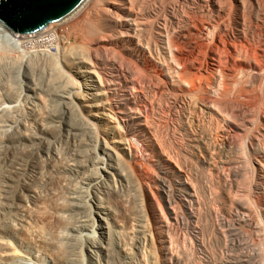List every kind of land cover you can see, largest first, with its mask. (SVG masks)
<instances>
[{
  "label": "bare ground",
  "instance_id": "1",
  "mask_svg": "<svg viewBox=\"0 0 264 264\" xmlns=\"http://www.w3.org/2000/svg\"><path fill=\"white\" fill-rule=\"evenodd\" d=\"M160 1L158 0V3H160ZM168 1L169 2L167 4H163L161 1L163 5L161 4L162 6L160 10L158 11H154V9L153 10L151 9L152 11L150 10L146 11L147 8L144 6L145 12L143 10L142 12L141 11L139 12V11H135V9L132 10L130 8H127L124 5L123 7H120L118 3L119 1L116 2L114 0H104V1L102 0V7L101 8L99 7V9H97L99 10V13H96V14H100L99 19L102 21L103 27L106 30L110 29V31L113 34L110 35L111 37L109 39L98 37L97 38L98 42L96 41V43L102 46L101 48L102 50L108 49L106 45L104 44L105 40L110 45L113 44L114 41H117V44L121 43V45H123L122 48H124L123 49L124 52L122 53V56H121L123 57L122 59H118L119 56L117 57V55H119V53L114 54L115 50H113L112 48L109 50H113V52L111 51L109 53L108 50H107L108 52H106L105 50V54L102 56L103 60L99 59L100 61L97 62L98 67L101 64H106L111 70L110 74L107 73L105 74V76L98 77L99 80L100 78L105 79V82L104 80H100L101 83L98 89L99 91H96L98 93L97 95L101 94L102 96H105L107 94L106 95L107 97L109 95L108 93L111 90L115 89L116 91H113L114 93L124 91L123 98H121L122 101L120 99V101L115 104V107L113 104H111L112 101H110V103H108L107 106H105V109L108 111V113L105 114L107 115V117H105V120L107 121V123L105 125V128L103 129L102 138H104L105 141L106 139L108 140V138H110L112 140V144H115V147H120V148L122 147L123 150H124L123 146L127 140L126 137L135 138L138 141V143H141V147L143 151L149 152L152 155L153 154L156 155V157H158V160L162 162L163 154L162 152L160 153L159 151V148L161 147L158 148V145H157L158 143L157 140L159 139H157L158 129L156 128H158V126L154 127L155 124L154 126H151L152 123L147 125L146 123H147V120L149 121V118L147 120H146V117L144 118V115L142 114V110L141 111L135 110L134 107L137 104V101H138L137 98L139 97L136 98V96L134 95L135 92H131V85H130L131 80L135 78L134 76L139 75L140 76L139 80L136 77L139 83L137 81L136 82L140 86L139 87L140 89H141V85L143 87L142 90L140 91H143L144 89V92L147 91L148 94H153V95L160 94V96L162 97L163 96H165L166 98L169 97L171 100V104L175 111L174 112L175 124L180 123V125L177 124V126L181 127V130H183L184 134L186 135L187 140L189 141V144L192 146V149L189 151L190 155L198 157L199 161L202 164L201 166L204 169L203 173L201 174L202 176L198 175V176H201L200 179H198V181H200V183L198 182L200 187H197L196 185L197 182L195 183L196 180L193 178L194 180L193 182L192 178L190 179V177H188L189 175H186L185 173H182V172L180 173V175H178L179 180L177 181V187L179 191L177 192H181L179 196L177 195L178 201H179L178 203L181 204L185 209L187 210L189 209V211L192 210L191 208L193 206L198 205L200 208V204L202 202V199H201L202 196L206 197L207 198V199L205 198L206 200H208V198L211 201L213 200V202L215 201V199L216 200L218 199L220 202L224 201V202L229 203L230 204V206L228 207L229 209L227 208L228 216L227 217L222 216V218H220L221 216H218V213L214 211L213 208H211L213 205L209 207L207 206L209 209L207 213L209 212L210 217L212 219L210 220L211 222L208 221V219L207 220L205 219V220L210 222L209 225L212 229L211 231H213V229L214 231L217 230V232L223 231L224 230L223 228H225L226 231H228L230 230V228L228 230L227 228L230 225H232V221H234L233 222L234 224L232 225L234 228H237V226H239V228L237 229H240V226H243L244 228L246 227L247 228L245 230L246 233L244 232V234H239V238L240 239L242 238V239L241 240L235 239L236 241L234 242L235 246L242 248L243 253L241 257H239L240 255L238 256L239 257L238 259L234 257L237 260V261L234 260V263L236 261V263L239 262V263H246V264H264V0H168ZM131 4L134 5V1ZM138 4L140 5V3ZM150 4L153 5V1ZM156 4L157 3H155V5ZM155 5L153 6L155 7ZM50 26L51 24L45 29H43L42 31H40L41 32L40 34H42L43 31H46V29L49 28ZM0 31L5 32L9 34L10 36L13 35L14 38H16L15 35L11 33L1 21H0ZM19 37H22V36H18V38ZM0 48H1V45H0ZM118 48L120 47L118 46ZM93 50L94 49H92L91 51ZM102 50H100L101 53H103ZM30 57L31 56H27V59L25 60L27 68H29L30 66H33L34 64V63L32 64L33 61L29 59ZM76 58L73 57V59H76ZM85 59L82 60L81 58L80 60L82 61H77L78 63L85 65V66L80 67L79 72L77 73L80 74L81 78L82 77L90 78L94 82L95 81L94 76L96 77V75L98 74L96 73L98 69H95L96 68V66H94L95 62L92 61L93 63H91L90 61L89 63L88 62L89 59L87 58L88 59L87 61ZM46 61L44 63H46ZM39 62L40 61H38V63ZM38 63H37V66H38ZM50 63L53 65L54 62L50 61ZM47 66L49 65L47 64ZM52 69H53L52 71H54V68ZM53 74L54 73L52 74L50 73L51 76ZM52 77H54V80L59 79L58 77L55 78V76H52ZM68 78L70 80L71 77H68ZM69 80H66L67 84ZM117 80L122 81V83L121 82L118 83ZM137 83L135 84L137 85ZM35 84L36 86H33L34 88L32 87H28V89L26 88L27 92L24 91L25 95L22 92L24 97L22 95L21 96L23 98L22 102H24L23 104L27 109H30V106H33L31 107V110L35 113H32L33 114L32 116H34L35 118L37 117V121L39 120L38 122H40V120L43 119L42 117L43 114L39 112L42 108V107L40 108V106H42L40 102H43L45 100L42 101L41 97L39 99L37 97L38 95L41 96L43 92L46 93L45 91L47 89L44 88L45 86L37 84L36 82ZM49 85H51V80H50V83H48V86ZM122 86L125 88V89L123 88L124 90L121 89ZM132 90L134 91L135 89L132 88ZM138 90L139 89H137L136 91ZM48 91H50V89ZM89 94L95 95V93L93 92ZM89 94L87 96V99L85 97L80 98L81 102L83 104H86L85 106H88L87 104L91 100V99H88L91 97L89 96ZM53 95L56 96L55 94ZM72 95L73 94L71 93L70 97ZM7 96L8 95H6V99L3 98L2 102L0 103V106H3V105L5 106L0 111L1 113L8 112L10 109L9 105L6 106V104H8V102L11 101L12 99L10 97L8 98ZM10 96H14V94H10ZM70 97L63 96V98H61V101L63 103H66V107L72 104ZM108 97L110 98V96ZM56 100H57V96L55 97V101ZM0 101H1V95H0ZM107 102H109V100ZM160 104L158 103L157 105L162 106ZM44 106L45 105H43V107ZM43 109L45 110V107ZM68 109H70V106ZM136 109L140 110V108L139 109L136 108ZM170 109L172 108L170 107ZM8 114H10V112ZM2 115L5 116V119H4L5 122H6V118L8 119L10 118V115L9 116L7 115L8 116L7 117L6 113ZM28 117L24 118L22 123H19L20 121L18 122V125L16 123L17 126L14 127V130L12 132H5V134H3L4 136L1 137L2 139L0 141L1 142L0 143L1 145V148H0V210L4 208H8L13 211H17L20 208L28 207V205L30 207V204H33L32 207L35 208V212L38 214L40 212V206H43L44 211H41V215L34 217V219L23 218L25 219V221L22 220V224L23 226L24 224H26V227L29 226V228H30V225L33 226V224L36 227L37 226L39 227L41 224H42L41 226L45 224L43 227H45L46 224L47 225L50 224L51 226L53 225L51 228L50 226H48L50 229L49 232L51 233L53 237L55 236L59 242L60 241L63 242V243L60 242L61 243L60 245L58 243L59 248L61 247L62 249L63 245H66V244H68L67 246L73 245L74 243L73 237H75V232H77L78 229L76 230L74 227L70 228L69 236L71 237H69L68 235H59L57 230L69 229L70 224H71V219H73L74 216L76 215L78 216L80 212L79 209L81 207H84V208L89 207V210L87 209L88 213L84 212V213H87V215L86 214L82 215V218H80L82 220L78 219V221H80L83 224V225L81 224V227H86V228L92 227V221L95 220L93 215L99 214V211L98 212L94 211L93 206L90 204V202L98 199L96 192L99 189H101L103 186V180H104L103 178L106 177V174H104V172L111 173L112 176H115V174L116 175L118 174L120 176L119 181H121V183L123 182V180H127V178L125 179L126 177V176L124 177L125 174H122L118 166H115V165L113 166V164H106L107 162H104L106 164V165L104 164L105 166L103 165L104 167H99L102 173L97 172V176L96 174L94 176L93 174L94 169L92 170V168L90 167L94 166V164L96 166L97 162L96 163L94 162L95 156L93 155L94 157H92L91 151H90L91 154H89L90 156L87 158L85 157L86 160H83L82 159L83 157L81 158V156L76 154V152L78 153L77 150L74 153H73V150L69 151L70 153H68V151L65 150V152L69 154V156H67L68 158H66V161L68 164L70 162L73 163L71 165L72 167L64 170L63 172L61 170V172L63 173L61 174V176H59V177H62L61 181L59 180L58 182L56 180L58 178L56 179L53 178L54 180L58 182V183H55V185L57 184L58 188L60 189L56 187L55 191L52 190V193L50 192V194H47L48 197H46L45 195L46 192H44L45 194L42 195L43 192L41 194L39 191L40 190L39 188H42L43 186L47 187L49 182H51V180L47 182L48 177L43 180L44 177L41 176L43 174V171H46L52 168L51 167V165H53L51 164L52 161L53 162L57 161L58 163L64 162V161H62V158L59 161L57 154L53 152L52 146H49L48 144H46L45 141L41 140V139L46 138L44 137V135L47 134L46 130H48L46 125L44 124L41 125L39 123L38 125L39 128L37 127L38 129L37 132H35L34 134H28L27 131L29 130V120L31 119L33 120L32 117L31 119H29ZM118 118L124 122V127H123L124 129L121 127ZM173 118H172V121H173ZM144 119L146 120V122L144 121ZM9 121L6 123H10ZM68 121L70 122L71 120H68ZM143 121L145 124L143 123ZM65 123H66L65 127L69 128L68 129L69 134H72L73 131L75 132L78 129V128H75L76 126L72 122H71L72 124H68V122H65ZM11 125L9 126L12 128ZM172 126H174L173 127L174 129L172 128L174 131L170 129L169 132H171V130L173 132H172V135L170 134L171 137L168 136L169 134L168 133L167 138L171 142L172 146L176 144L177 146H179V148H182L183 147L182 144L185 143L187 140L182 138L181 141H177L178 136L175 130L176 126L174 124ZM77 135L78 134H76L75 132L72 134V137L74 138L75 136V138L78 139ZM242 136H246V138L244 139L245 142L244 141L243 142L245 143L247 150L249 152L255 153L257 156L256 157L257 165L256 167L254 166L255 170L253 173L256 175L255 177L253 176L254 182L252 185H250L251 179L250 180L248 179V181L250 182L249 184L250 194L248 195L250 196V199L252 202L251 201L247 202L246 200L249 201V198L247 197H246L247 199L246 198L243 199L244 197L236 198L233 195L235 193L234 188L236 187L234 183V175H238L240 174V172L243 171V169L242 171L238 169L237 165H235L237 167L234 166L235 164L234 152L239 153L241 150H244L245 148V146L244 148L242 147V144H244L242 142ZM163 138H165V136ZM76 139L74 140L76 141ZM165 141H162V142H165ZM67 142L68 141H66L64 144H67ZM31 146L32 148L30 149L25 148V147H31ZM72 146H69L70 148L67 147V149L69 150L73 149L71 148ZM77 147L76 149H78ZM98 147L96 148V152H95L96 158H98V164H103L102 160L104 159L101 160V158H99L100 154L98 151H101L102 153H106V150L104 149L103 146L98 145ZM172 150L176 152V148L173 147ZM170 155L171 154H169L168 156ZM253 155L254 154H252V156ZM48 157L52 158L51 159L52 161L49 162ZM110 157L112 158V156ZM57 162H54V163L56 164ZM248 164L250 165L249 162ZM59 165H61V163H59ZM117 165L120 166V164H117ZM56 166L58 165H54V167ZM109 166H111V168ZM239 167L241 168V166ZM109 168H110V171L112 170L111 172L109 171ZM52 169L55 170L54 168ZM51 171H49V174L51 173ZM54 173L52 174L54 175ZM28 174L33 176L34 179L31 181H27V179L25 178V175L28 176ZM43 175L45 176L46 173ZM245 175H248V174H245ZM40 176L43 178L41 179ZM256 176H257V179L255 180ZM63 179L69 182L66 184L64 183L65 180L63 182ZM241 179H243V177ZM61 182L64 183V185L61 186L60 185ZM75 182L88 186L87 187L88 190H91L92 192L93 190L95 191L94 193H91V195L88 194L87 196L88 199L86 201H84L85 200L84 198L83 202H86L87 204V205L85 204L86 207L85 205L83 206L84 203L82 205L79 204L80 203L79 201H81L82 197L85 195L81 194L79 196L77 195L73 197L67 195L68 194L67 192H70L69 190L70 186H72V184ZM238 183L239 181H237V184ZM240 185L239 187H241ZM53 186L54 184H52V187ZM44 188L43 190H45ZM115 189L117 190L116 195L118 196L119 190L117 188ZM49 190L47 193H49ZM200 192L202 193L201 197L199 196ZM41 196L43 197V202L41 204H38L41 200L39 199L41 198ZM122 198L123 199L121 200L119 199V200L123 204L122 207H124L121 214L124 218V221H123L124 224L122 223L123 224L122 226L124 228H127L126 230L127 233L125 231V234L130 233V234H133L134 236V233H135V238L138 236L136 238L137 242L138 241L141 243L143 242V244L144 242L147 243L149 234L145 233L146 232L145 230L147 228L146 226L147 222L145 224L144 215L140 214L141 213L140 211L142 210H139L138 208L139 211L136 210V214H134L135 211L132 212L130 207L128 208L127 205L125 206V204L128 203V201L126 202L127 199L125 200V197H122ZM38 199H39V202L37 201ZM155 201L153 200V197L148 196V207H149V212L152 218V222L150 226L152 228L158 229V232H157L158 236L156 240L161 245V249L163 252L161 254H163V257L166 259L167 264H182L183 259L186 256L182 257L180 255L183 258L182 259L178 255L180 252L177 254L172 250H166L163 244L166 242L163 236L164 235L163 231L169 230L170 228H172L173 226L171 224L179 223L178 222L179 217L176 211L177 209L175 208L176 209L175 210L174 207L170 209L171 210L170 213L174 220V223L170 224L169 220H167L168 216L167 217L164 216L165 214L161 212L162 209L160 207L159 208L161 210L160 212H158L157 210L158 206H161V205L157 206ZM36 202L38 203L36 204ZM121 203L119 204L121 205ZM250 203L251 205L254 204L257 207V210L259 209V211L257 212L254 211L255 208H253L254 210H252L251 208L252 206L249 205ZM208 205H211V204H208ZM164 209L165 208H163L162 211H164ZM83 210L86 211V209H83ZM101 210H102L101 214H105V212H107V209L101 208ZM188 216L191 218H194L196 215L190 212ZM208 217L209 216L207 215V218ZM20 219L22 218H19L18 220ZM205 223L207 224V222ZM210 227H209V230H210ZM243 227H241L242 228L241 231L243 230ZM41 229L43 228L41 227ZM9 230H10V227H9ZM93 231H94L93 234L89 235L88 238H86V241H87L86 245L91 255L96 254V253L98 254L100 250L107 247V246H103V241H102L103 237H100L99 235H97L98 232H95V230ZM226 231L225 232L223 231L224 235L222 234V236L226 237L225 236ZM241 231L239 233H241ZM49 232H46V233L50 235ZM171 232H173V228ZM237 234L238 233H236L235 235ZM119 235H121L120 232H119ZM212 236L213 235H211V237ZM54 238L51 237L49 239H54ZM63 240H66V241L64 242ZM118 240L120 239L118 238ZM121 240H122V235H121ZM227 241H228V238H227ZM227 241H226V244L228 243ZM49 242L50 241H48V243ZM57 242H54V244ZM225 245L221 246L220 254L224 253ZM56 247L58 248V246H55V248ZM109 247H107L108 251H110ZM107 248H105V250ZM125 249L126 248H124V251L126 252ZM183 252L184 251H182V253ZM234 252H235V249H234ZM239 252H240V249H239ZM227 261H230V260H227ZM70 263H73V260H71ZM107 264L109 263L107 262Z\"/></svg>",
  "mask_w": 264,
  "mask_h": 264
},
{
  "label": "rangeland",
  "instance_id": "2",
  "mask_svg": "<svg viewBox=\"0 0 264 264\" xmlns=\"http://www.w3.org/2000/svg\"><path fill=\"white\" fill-rule=\"evenodd\" d=\"M114 1H116V2L119 1L118 3H119L120 7H123V5H124L127 8H130L132 10L135 9V11H139V12L140 11L142 12V10L145 12V7L147 8L146 11H148V10L152 11L153 9H154V11H158V10H160V8L163 4H167L169 2L168 0H166V1L161 0L163 3L162 4L160 0H159L160 3H158V0H156V2H155V0H152L153 5H155V3H157L154 7L152 4H150V3H152L151 0H143V1L142 0H114ZM133 1H134L135 6L133 4H131V3H133ZM141 1H142V3H141ZM97 2H98V4H97ZM146 2L148 5L146 4ZM138 3H140V5ZM159 4H160V6H159ZM149 5H150V7H149ZM151 6H152V8H151ZM99 7L100 8L102 7V0H100V1L99 0H96V1L95 0H87L83 4V6L80 9H78L72 16H70L69 18H67L66 20H64L62 22L54 23L51 26L50 33L47 35L43 34V35L37 37L36 41L35 40L29 41L28 39L24 38L22 35H20L22 37L18 38V36L15 34L14 35L16 38H14L13 35H12L13 36L12 37L9 34L0 31V43H1L0 44L1 45V48H0V90H1L0 95H1V101H0V103L2 102L3 98L6 99V95H8L7 96L8 98L10 97L12 99L11 101L8 102V104H6V106L9 105V108H10L9 111L8 112L2 111L4 113H6V116L10 115L9 119L6 118V122L11 120V121H9L10 123L5 122V120H4L5 116L2 115L4 113L0 112V115H1L0 116V141L2 139L1 137L4 136L3 134H5V132H12L14 130V127H16L18 125V122L20 121L19 123H22L23 119L28 117V116H29L28 117L29 119H31V117L33 118V120L32 119L29 120V130L27 131L28 134H34L35 132H37V130H38L37 127L39 128V126H38L39 123L41 125H43V124L46 125V127L48 128V130H46L47 134L44 135V137H46V138L41 139V140L45 141L46 144H48L49 146H52L53 152L57 154L59 161L61 158H62V161H64V162H59V163H61V165H59V163L57 161H54V162H57L55 164L51 160L52 158L48 157L49 162L52 161L51 164H53V165H51V167L54 168L56 171L53 170L52 168H50L49 170L43 171V174L46 173L45 176L43 174L41 175L44 178L40 176L41 179L43 178V180L48 177L47 182H49V180H51V182H49V184H48L49 186L48 185H47V187L43 186L42 188H39L40 190L38 189L41 194L43 192L42 195H44L45 194L44 192H46V194H45L46 197H48L47 194H50V192L52 193V190L55 191L56 187L58 188V185L56 184L57 185L56 186L55 183H58L59 180L61 181L62 177H59V176H61V174H63L62 172L64 170L72 167L71 165L73 163L70 162L68 164L66 161V158H68L67 156H69L68 153H70L69 151H71V150H73V153L76 152V150H77L78 153L76 152V154L81 156V158L83 157L82 158L83 160H86L85 157L86 158L89 157L90 156L89 154H91V152H92V154H91L92 157L95 156L94 162L95 163L97 162L96 166L94 164V166L91 165L92 167H90V168H92V170L94 169L93 170L94 176H95V174L97 176V172L102 173V171L99 167H104L106 164H113V166L115 165V166L119 167V170H121L122 174H125L124 177L126 176L125 179L127 178V180H123V182L121 183V181H119L120 176L118 174L117 175L115 174V176H112L111 173H107V172L105 173L104 172V174H106V177L103 178L104 179L103 180V186L98 191L96 190L97 191L96 195H97L98 199L90 202V204L93 206V210L97 211V212L99 211V214L93 215L95 220L92 221V227H89V228L81 227L82 223L80 221H78V219L82 220V219H80V218H82V215H84V214L87 215L88 210H89V207H87V208L81 207L79 209L80 212L83 209H86V211L83 210L81 213L79 212L78 216L76 215V216H74L73 219H71V224H70L69 229L57 230L59 235H68L69 236L71 227H74L76 230L78 229L77 232H75V237H73L74 238V243H73L74 246L73 245L67 246L68 244L63 245L62 249H64V250H62L61 247L59 248V245L63 242L60 241L61 242L60 243L58 241V239L55 236H54L55 237L54 238L51 235V233L49 232L50 229L48 226H50V228H51L53 225L51 226L50 224L49 225L46 224V226L43 227L45 224L43 226H41L42 225L41 224L39 227L38 226L36 227L33 224V226L30 225V228H29V226L26 227V224H24V226L22 224V220L25 221V219H23V218L34 219V217L41 215V211H44L43 206H40V212L38 214L35 212V208L32 207L33 204H30V207L28 205V207L20 208L17 211H13V210L8 209V208L1 209L0 210V228L2 230L0 229V264H63V263L64 264H107V262L109 264H167L166 259L163 257V254H161V253H163L162 249H161V245L156 240L157 236H158V233H157L158 229L152 228L150 226V224L152 222V218H151V215L149 212V207H148V196L153 197L154 201L156 199L155 202H156L157 206L161 205V206H158V209H157L158 212H160L161 209L163 210V208H165L164 211L161 210V212L165 214L164 215L165 217L168 216L167 220H169L170 224L174 223V220H173L172 215L170 213L171 212L170 209L173 207H174V209L175 208L177 209V210L176 209L175 210L178 213V217H179L178 222L179 223L178 224H171L173 226V227L171 226L173 228V232H171L172 228H170L169 230L163 231V233H164L163 236H164L165 241H166L163 244H164V247L166 250H172L177 254L180 252L178 254L179 256L180 255L182 257L186 256V257H184V259L180 256L183 259L182 264H235L237 261L236 258L238 259L239 257H241L243 251H242V248L236 247L234 242H236L235 239L236 240L240 239L239 234H244V232L246 233L245 230L247 228L246 227L244 228L243 226H240V229H237V228H239V226H237V228H234L232 226L234 224L233 223L234 221L231 220L232 225H230L228 228L226 227L227 230L229 228H230V230L226 231L225 228H223L224 230L222 229L224 232L226 231V235H225L226 237H224V236H222V234L224 233L223 231L217 232V230L214 231V229H213V231H211L212 229H211L209 223L211 222L210 220L212 218L210 217L209 212L207 213V211H209L208 207L213 205L211 208H213V210L218 213V216H221L220 218H222V216L227 217L228 216L227 212L229 209L228 207L230 206V204L227 202H224V201L220 202L218 199L217 200L215 199L214 202H213V200L212 201L209 200V198H208V200H206L207 198L202 196L201 192L199 193V196L200 197L202 196V198H201L202 202L200 204V208L198 205L193 206L191 208L192 210L189 211V209L188 210L185 209L181 204L178 203L179 202L178 196L181 193V192H177V191H179V189L177 187V181L179 180L178 175H180L181 172L185 173L186 175H189L188 177H190V179L192 178V180H193V178H194L196 180L195 183L197 182L196 183L197 187H200V185H199L200 181H198V179H200V177L202 176L201 174L203 173L204 169L201 166L202 164L199 161L198 157L190 155L189 151L192 149V146L189 144V141L187 140V137L184 134L183 130H181V127L177 126L178 123L175 124V121H174V119H175L174 112L175 111H174V108L171 104V100L169 97H167V98L165 96L162 97V96H160V94H158V95L157 94L156 95L148 94L147 91L144 92V89H143V91H140V90H142L143 87L141 85V89L139 88L140 87L138 85L139 82L137 81V78H138V80L140 78L139 75L134 76L135 78H133V80H131V84H130L131 85V92H135V94L134 93L133 94L136 96V98L139 97V98H137V100H138L137 104L138 105L136 104L137 106L135 105V107L134 106L133 107L135 108L136 111L142 110V114L144 115V118L146 117V120L149 118V121L147 120V123H146L147 125L152 123L151 126H154V124H155L154 127L158 126V128H156V129H158L157 139H159V140H157V142H158L157 145H158V148L161 147V148H159V151H160V153L162 152V154H163L162 162H160L158 160V157H156V155H154V154L152 155L149 152L143 151L142 147H141V143H138V141L135 138L126 137L127 140L123 146L124 150L122 149V147L121 148L115 147V144H112V140L110 138H108V140L106 139V141L104 140V138H102L103 129L105 128V125L107 123V121L105 120V117H107V115H105V114L108 113V111L105 109V106H107V104L110 103V101H112L111 104H113L115 107V104L118 103L121 98H123L124 91L115 92L116 93L115 94L113 92V91H116L115 89L111 90V91L108 90V91H110L108 93L109 94L108 96H110V98L108 96L106 97L107 94L105 96H102L101 94L97 95L98 93L96 91H99L98 89H99L100 83H101L100 80H104V82H105V79L100 78V80H99L98 77L105 76V74H107V73L110 74V72H111V70L109 69V67L106 64H101L98 67L97 62L100 60H103L102 56L105 54V50H106V52L109 51V53L111 51L113 52V50H115L114 54L119 53V55H117V57L119 56L118 59H122L123 57H121V56H122V53L124 52V50H123L124 48H122L123 45H121V43L117 44V41H114V42L112 41L113 44H111L112 45L111 46L105 40L104 44L106 45V47L108 49L102 50L101 49L102 46L100 44L96 43V41L98 42V40H97L98 37H101V38L103 37V38L109 39L111 37L110 35L113 34L110 31V29L106 30L103 27V23L99 19L100 14H96V13H99V10H97V9H99ZM94 8H95V10H94ZM96 11H98V12H96ZM98 35H100V36H98ZM39 40L45 41L46 43L44 44V42H38ZM46 40H48V41H46ZM20 42H22V43H20ZM23 44H24V46H23ZM118 46L120 48H118ZM112 48H113V50H109ZM92 49H94V50L91 51ZM100 50H102L103 53H101ZM116 51H117V53H116ZM95 53H97V54H95ZM62 55L65 57H63ZM80 55H82L83 57ZM27 56H31L29 59H31L33 61L32 64L33 63L35 64V65L33 64V66H30L29 68L26 67V62H25V60L27 59ZM79 56H80V58H79ZM73 57L76 59H73ZM81 58H82V60L85 59L86 61L89 59L88 60L89 63H90V61H91V63L95 62L94 66H96V68L95 67L94 68L98 69L99 71L95 70L96 73H98L97 74L98 76L97 75H96V77L94 76V80H95L94 82L90 78H83V77L81 78L80 74L77 73V72H79L80 67L85 66L84 64H80L77 62V61H82V60H80ZM43 59L47 60V61L45 60L46 63H44L45 61ZM38 61H40V62L38 63ZM50 61L54 62L53 65L50 63ZM74 61H75V63H74ZM37 63H38V66H37ZM47 64L49 66H47ZM52 68H54V71H52L53 70ZM28 70H29V72H28ZM50 73L51 74L54 73L52 76H55V78L58 77L59 81L57 79L54 80V77H52L50 75ZM68 77H71L70 80ZM50 80H51V85H49L50 86L49 87L48 83H50ZM66 80H69L68 84H67ZM117 81H118V83L119 82L122 83V81H119V80H117ZM132 81H133V83H132ZM35 82L37 84L45 86L44 88L47 89L45 91L46 93L43 92L41 96L38 95V97H37L38 99L41 97L42 101L45 100V101H43L44 103L40 102L42 105V106H40V108L41 107L42 108L39 111L43 114L42 117H43V119L45 118L44 119L45 121L42 119V120H40V122H38L39 120L37 121V117L35 118L34 116H32L33 115L32 113H35L31 110V107H33V106H30V109H27L23 104L24 102H22L23 101L22 96L24 97L25 92H27L26 88L27 89H28V87L34 88L33 86H36ZM135 83H137L138 86ZM33 84H35V85H33ZM103 84H105V83H103ZM123 88L124 87L122 86L121 89L124 90L125 88L124 89ZM132 88H134L135 90L133 91ZM49 89H50V91H48ZM51 89L52 90L55 89V90L52 91ZM137 89H139L138 91H140V92L136 91ZM47 91H48V93H47ZM22 92L24 93V95ZM92 92L95 93V95L89 94ZM142 92H143V94H142ZM9 93L14 94L15 97L10 96ZM52 93L57 96L56 101H55L56 96H54ZM71 93L73 94L72 96L74 97V99L72 96L70 97ZM117 93H119V94H117ZM88 94H89V96H91L88 99H91V100H90V102H88V104H87L88 106H85L86 104H83L81 102L80 98L85 97L87 99ZM62 95L71 98L72 104H70V105L68 104L70 106V109H68L69 106L66 107V103H63L61 101V98H63ZM2 96H4V97H2ZM76 96H78V97H76ZM58 97H59V99H58ZM21 98H22V100H21ZM72 99H73V101H72ZM108 100H109V102H107ZM121 101H122V99H121ZM160 102H161V104H160ZM169 102H170V104H169ZM158 103L162 106H158L157 105ZM139 104H141V105H139ZM43 105H45L44 107H45L46 111L43 109L44 108ZM3 107H5V106L4 105L0 106V111L3 109ZM161 107H163V108H161ZM170 107L172 109H170ZM136 108H138V109L140 108V110H137ZM145 108H147V109H145ZM146 110H147V112H146ZM9 112H10V114H8ZM150 113L151 114L153 113V114L151 115ZM172 118H173V121H172ZM151 119H153V120H151ZM3 120H4V122H3ZM68 120H71V121L69 122ZM146 120L144 119L145 122H146ZM35 121H37V122H35ZM144 121H143V123H144ZM65 122H68V124H72V123L75 124V126H76L75 128H78L75 131L76 134L79 135V136L77 135L78 139H76L75 136H74V138L72 137V134L75 133L72 129L71 130L73 131V133L69 134V131H68L69 128L65 127V125H66ZM16 123H17V125H16ZM119 123H120L121 127L123 128L124 122L121 119H119ZM163 124L165 125V127ZM173 124L176 126L175 130H176V134L178 136V137L176 136L177 141H181L182 138L187 140V141L185 140L186 142L183 141L185 143L182 142L183 143L182 144L183 149L179 148V146H177L176 144H174V146H172L171 142L167 138L168 136H170V134L172 135V132L174 131L173 130L174 126H172ZM9 125H11L12 128ZM178 125H180V123ZM170 129H172L173 131L171 130V132H169ZM160 132L163 134H161ZM167 134H168V136H167ZM164 136H165V138H163ZM179 138H180V140H179ZM245 138H246V136H242V142L244 141ZM74 139H76V141ZM66 141H68L69 144H68V142H67V144H64ZM162 141H165L166 143L162 142ZM187 144H189V145H187ZM68 145L69 146L73 145L71 147L73 149H70V150L67 149V147L70 148ZM98 145L103 146L104 149L106 150V153H102L101 151H98L100 154V155L98 154L99 158H101V160L104 159V160H102L103 164H98V158H96L95 152H96V148L98 147ZM75 146L78 149H76ZM244 146H245V148H244ZM112 147H114V148H112ZM173 147L176 148V152L174 150H172ZM186 147H187V149H186ZM242 147L244 148V150H241L239 153L234 152V157H235L234 166L237 165L238 169H240L241 171L243 169L244 172H246V171L247 172L244 173L242 171L243 173L240 172V174L234 175V183H235L236 187L234 188L235 193L233 195L236 198H238V197L243 198L244 197L243 199H245L247 197V198H249V201L248 200H246V201L250 202L251 199H250V196L248 195V194H250V192H249L250 188L249 187H250V185L253 184V182H254L253 180H254V177L256 175L253 173H254L255 167L257 165V161H256L257 156L255 153L249 152L247 150L245 143L242 144ZM0 148H1V145H0ZM25 148L30 149V148H32V146L31 147H25ZM113 149H115V150H113ZM65 150L68 151V153L65 152ZM92 150H94V151H92ZM115 151L119 155L116 154ZM163 151H164V153H163ZM109 154H110V156H112V158L109 156ZM169 154H171V155L174 154V155H172V156L170 155L171 156L170 157V156H168ZM252 154H254V155L252 156ZM117 155H118V157H117ZM251 157H252V159H251ZM116 160L118 161V163ZM196 160H198V161H196ZM176 161H178V162H176ZM252 161H253V163H252ZM104 162H107V163L105 164ZM242 162H243V164H242ZM246 162H247V164H246ZM248 162L250 163V165L248 164ZM116 163L120 164V166L117 165ZM176 163H178L180 165H178ZM54 165H58V166L54 167ZM247 165L249 168L247 167ZM237 166H235V167H237ZM239 166H241V168ZM95 167H97V168H95ZM109 167L111 168V166H109ZM242 167H244V168H242ZM110 168H109V171H110ZM181 168L183 171L181 170ZM246 168H248V169H246ZM61 170H62V172H61ZM97 170H99V171H97ZM49 171H51L50 174H49ZM54 172H56V173H54ZM59 172H61V173H59ZM52 173H54L55 177ZM245 174H248L249 176L245 175ZM57 175H58V177H57ZM198 175H201V176H198ZM103 177H104V175H103ZM242 177H243V179H241ZM25 178L27 179V181H31L34 179L33 176H31L29 174H28V176L25 175ZM53 178L54 179L58 178V179H56L58 182L56 180H54ZM248 179L249 180L251 179V184L248 181ZM256 179H257V176H256L255 180ZM64 180L65 179H63V182H64ZM237 181H239V183L240 184L242 183V184L241 185L239 183L237 184ZM246 181L249 183H247ZM68 182L69 181L65 180L64 183L67 184ZM193 182H194V180H193ZM51 183L54 184L55 187L54 186L52 187ZM64 183L61 182L60 185L62 186V185H64ZM247 184H248V186H247ZM239 185L241 187H239ZM87 187L88 186H86V185L75 182L72 184V186H70L71 189L69 188L70 192H67L68 193L67 195L71 196V197L77 196V195L79 196L81 194L85 195L82 197V200L79 201L80 202L79 204L82 205L84 203L83 204V206H84L86 204V202H83L84 198H85L84 201H86L88 199L87 198L88 194L91 195V193L95 192L94 190H93V192L91 190H88ZM43 188L45 190H43ZM49 188H50V190H49ZM115 188H117L119 190L118 192H119L120 196L116 195L117 190ZM58 189H60V188H58ZM48 190H49V193H47ZM170 192L173 194H171ZM122 197H125V200L127 199L126 202L128 201V203L125 204V206L127 205L128 208L130 207L132 212L135 211L134 214H136V210H138V208H139V210H142V211H140L141 212L140 214L144 215L145 224L147 222V224H146L147 228L145 230L146 231L145 233L149 234L148 239H147V243L144 242V244H143V242L142 243L139 241L137 242L136 238L138 236L135 238V233H134V236H133V234H130V233L125 234V231L127 230V228H124L122 226L124 224L123 223L124 218L121 214L124 207H122L123 204L120 202V200L123 199ZM169 197H171V198H169ZM39 199H41L40 202H39ZM39 199L37 200L39 203L36 202V204L37 203L41 204L43 202L42 196ZM60 201H62V200H60ZM119 203H121V205ZM131 203H133L134 205ZM128 204H130V205H128ZM208 204H211V205H208ZM86 205H85V207H86ZM201 205H202V207H201ZM249 205H251V203ZM97 206H99V207H97ZM132 206L133 207L135 206L134 207L135 209ZM180 206H182V207H180ZM251 206L250 207L252 208V210H254L253 208H255L254 211H256V212L259 211V209L257 210V207L254 204ZM101 208L107 209V212H105V214H101V211H102ZM29 209H31V210H29ZM179 210H181V211H179ZM84 212H87V213H84ZM190 212L196 216L194 218L189 217L188 215L190 214ZM184 214H185V216H184ZM220 214H222V215H220ZM207 215L209 216L208 218H207ZM148 216H150V217H148ZM119 217L122 219V221ZM19 218H22V219L18 220ZM205 219L206 220L208 219V221H210V222L206 221ZM190 222H192V223H190ZM205 222H207V224ZM9 227H10V230H9ZM41 227L43 229H41ZM188 227H190V228H188ZM209 227H210V230H209ZM241 227H243L244 231L243 230L241 231V229H242ZM150 228H152V229H150ZM231 228H233L235 230H233ZM43 230H45L46 232H49L51 237L54 239H49V238H51L50 235ZM93 230H95V232H98L97 235H99L100 237H103L102 238L103 239L102 240L103 246H107V247L110 246L109 247L110 251H108V248L105 247L107 249L105 250V248H104V249H102L103 251L100 250L98 254L97 253L92 254V255L90 254V252L88 251L87 245H86L87 244L86 238H88L89 235L93 234V232H94ZM240 231H241V233H239ZM119 232L122 235V240H121V235H119ZM126 233H127V231H126ZM171 233L173 236L171 235ZM180 233H181V235H180ZM234 233L235 234L238 233V234L235 235ZM101 234H102V236H101ZM208 234H209V236H208ZM153 235H154V237H153ZM211 235H213V236L211 237ZM177 236H178V238H177ZM69 237H71V236H69ZM172 237L173 238L175 237V238L173 239ZM118 238L120 240H118ZM170 238H172V239H170ZM227 238H228V241H227ZM221 239H222V241H221ZM52 240H53V242H52ZM48 241H50V242L48 243ZM63 241L65 242L66 240H63ZM226 241L229 243V245H228V243L226 244ZM54 242H57V243L54 244ZM58 243H59V245H58ZM218 245H219V247H218ZM222 245H225V247L226 246L227 247H226V249L224 247V253L220 254L221 253L220 249H221ZM55 246H58V248L57 247L55 248ZM122 248H123V250H122ZM124 248H126L125 250L127 253L124 251ZM234 249H235V252H234ZM239 249H240V252H239ZM181 250L184 252L182 253ZM120 251H121V253H120ZM64 252H65V254L69 252L68 253L69 255L68 254L65 255ZM186 253H187V255H186ZM234 257H236V258H234ZM71 260H73V263H70ZM227 260H230V261H227ZM234 260H236L235 263H234ZM238 263H236V264H238ZM239 264H246V263H239Z\"/></svg>",
  "mask_w": 264,
  "mask_h": 264
},
{
  "label": "water",
  "instance_id": "3",
  "mask_svg": "<svg viewBox=\"0 0 264 264\" xmlns=\"http://www.w3.org/2000/svg\"><path fill=\"white\" fill-rule=\"evenodd\" d=\"M86 0H0V21L13 34L42 31L62 22Z\"/></svg>",
  "mask_w": 264,
  "mask_h": 264
},
{
  "label": "built area",
  "instance_id": "4",
  "mask_svg": "<svg viewBox=\"0 0 264 264\" xmlns=\"http://www.w3.org/2000/svg\"><path fill=\"white\" fill-rule=\"evenodd\" d=\"M54 23H52L51 24V26L53 25ZM51 26L49 27V28H47L46 29V31H43V33L42 34H40L41 32L40 31H38V32H33V33H29V34H15V35H17V36H20V35H22L24 38H26V39H28L29 41H36V39H37V37H39V36H41V35H47V34H49L50 33V31H51ZM49 40V39H48ZM48 40H46V41H48ZM38 42H44V44L46 43L45 41H42V40H39Z\"/></svg>",
  "mask_w": 264,
  "mask_h": 264
}]
</instances>
